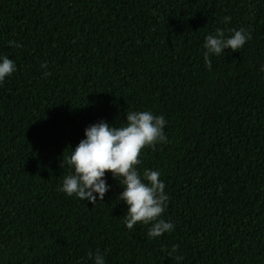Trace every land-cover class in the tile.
Wrapping results in <instances>:
<instances>
[{"label":"trees","instance_id":"trees-1","mask_svg":"<svg viewBox=\"0 0 264 264\" xmlns=\"http://www.w3.org/2000/svg\"><path fill=\"white\" fill-rule=\"evenodd\" d=\"M240 28L251 39L206 67L205 36ZM0 55L17 66L0 84V264H264V0H0ZM131 110L167 121L136 166L169 197L155 239L125 228L110 173L95 205L58 190L84 129Z\"/></svg>","mask_w":264,"mask_h":264},{"label":"clouds","instance_id":"clouds-1","mask_svg":"<svg viewBox=\"0 0 264 264\" xmlns=\"http://www.w3.org/2000/svg\"><path fill=\"white\" fill-rule=\"evenodd\" d=\"M230 19L225 16V23ZM230 32L226 36L222 29H216L213 34L205 36L202 47L206 67H211L210 56H217L226 49L238 51L251 39V34L243 28L231 29ZM8 44L20 47L16 41L9 40ZM41 67L45 68L46 64ZM16 71L15 62L6 55H0V84ZM261 71H264V65ZM124 121L122 126L114 127L100 120L84 129V138L71 148L68 156L62 158L61 166L66 164L70 171L63 177L58 190L67 197L87 200L95 205L97 201H103L110 190L106 172L110 173L122 187L119 201L127 205L125 228L131 231L137 224H142L147 226L149 239L159 238L174 229V224L163 218L169 201L164 191L165 184L159 178L158 170L145 168L140 172L136 166L141 162L142 149L168 142L164 132L167 121L162 114H153L150 110L128 111ZM176 253L177 246L173 245L166 255L182 260ZM88 258L92 264H106L105 255L99 250L90 251Z\"/></svg>","mask_w":264,"mask_h":264}]
</instances>
